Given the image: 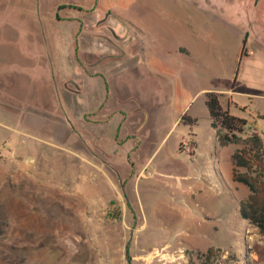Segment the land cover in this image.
<instances>
[{
    "label": "rangeland",
    "instance_id": "1",
    "mask_svg": "<svg viewBox=\"0 0 264 264\" xmlns=\"http://www.w3.org/2000/svg\"><path fill=\"white\" fill-rule=\"evenodd\" d=\"M252 1L125 0L93 13L79 10L89 0H0V264H199L210 246L232 264H264V235L239 214L249 189L232 180L243 144L216 161L205 104L229 90L246 133L264 137V32L247 22L255 10L236 9ZM117 16L147 32L132 26L116 42ZM135 35L148 71L90 66L139 50ZM101 61L106 72L115 60ZM105 75L110 107L147 112L142 133L127 119L116 135L98 130Z\"/></svg>",
    "mask_w": 264,
    "mask_h": 264
},
{
    "label": "trees",
    "instance_id": "2",
    "mask_svg": "<svg viewBox=\"0 0 264 264\" xmlns=\"http://www.w3.org/2000/svg\"><path fill=\"white\" fill-rule=\"evenodd\" d=\"M220 96L221 93L215 91L205 93L210 124L215 128L220 145L243 144V147L237 148L230 157L232 180L246 185L249 189L247 196L240 200L239 214L264 235V137L258 133H246L247 120L223 109ZM195 121L196 118H190V122ZM239 168L245 170L241 171ZM223 254L220 248L210 246L198 254L199 264H232L235 260L234 255L228 253L223 257Z\"/></svg>",
    "mask_w": 264,
    "mask_h": 264
},
{
    "label": "crops",
    "instance_id": "3",
    "mask_svg": "<svg viewBox=\"0 0 264 264\" xmlns=\"http://www.w3.org/2000/svg\"><path fill=\"white\" fill-rule=\"evenodd\" d=\"M115 1V3H119L122 5H125V0H97V4H94L93 0H89V3L88 4H85V5H80L79 6V10L80 11H84V10H88V11H92L93 13L94 12H98L99 10H105V7H108L109 4L113 3ZM96 3V1H95ZM59 4H62V3H59ZM211 5V3H209ZM213 4V3H212ZM264 6V5H263ZM224 8V11H227V10H230L232 9V7H228L226 5L223 6ZM241 7V8H240ZM257 8V9H256ZM236 9H245V11H247V9H250V10H255L252 15L253 17H250V13H247V22L248 24L250 25L251 27V30H253L254 32H257L258 35L261 37V33L260 31H263L264 32V24H262V19H261V9L262 8H259V2L254 0L252 2H241V4H239V7L236 8ZM58 10L60 9H56L54 12L55 14L58 13ZM257 16V17H255ZM124 17V16H123ZM116 21H112L113 23H111V25L113 26V29H112V35H113V38L116 40V42L118 41L119 43L122 42V43H125L129 40V36L130 34L128 33H131L132 29L131 27L132 26H135V28H137L139 30V34H145L147 32L146 28L144 27V25H139V24H136V23H133L132 21H127L126 18L124 17L123 18H119V16H117V18H115ZM261 19V20H260ZM261 21V22H260ZM108 25L110 26V23H108ZM137 26V27H136ZM123 29L124 30V33L123 34H120L118 33V30L119 29ZM128 32V33H127ZM119 34V35H118ZM247 35L249 34H246L244 35V38L246 39L247 38ZM132 36V35H131ZM138 37L139 41H138V45H139V50L137 51H132V50H119V53L118 50L117 51H113V52H110V53H107L105 55H101L98 57L97 61H94L91 63V67L95 68V67H98L100 69V72L103 73V74H108V73H111L115 70H117L118 68H128L127 67V64L128 65H131L129 66L128 69H133L134 68H139V66L141 67V69H146V71H148L145 63H144V57L143 55L141 54V51L143 49V42L141 41L142 38L139 37V35H135ZM186 50L185 47L183 46H179V51H184ZM241 53H242V50H241ZM138 55V56H137ZM137 58L138 57V60H135L133 58ZM101 58L103 59H106V60H115L114 63L112 64H109L107 63L106 64V67H107V70L105 72V70H102L101 67H104V63L101 61ZM132 61V62H131ZM105 62V61H104ZM107 62V61H106ZM80 64V63H79ZM78 66L82 69V71H84L85 69V66L84 65H79ZM133 66V67H132ZM158 67H161L159 65H157ZM157 66L155 65V67L157 68ZM105 75V79H106V84L104 83V85L106 86V90H105V97L103 99H100V102L95 105L94 107V110H93V116H94V119H96L95 121V125H97V128L98 130H100V126L101 125H107L109 126L108 128H112L113 126V131L115 132V135L116 133L118 132V128H119V125L123 122V121H126V119L128 121H134L137 123V126H136V129L137 131H141V133L144 131L143 128H145L146 126V123L147 122V118H148V115H147V112L143 109L141 111V113L138 115L136 113H131V112H126V111H122L120 109H115L110 107L109 106V84L107 82V76ZM96 77V76H94ZM97 77H100V76H97ZM212 91H215L217 93H221L222 96L220 97V104L222 106L223 109H226L230 114L232 115H235V116H238V117H241V118H245L243 117L242 115L238 114V113H235L233 112L232 110V105L233 107H235L236 109L240 107L239 103L235 102V101H232L231 98L228 97V94L230 93L229 90H221V89H213ZM108 101V102H107ZM186 107V106H185ZM243 108L245 109V107L243 106ZM116 114H118L117 117ZM137 116L139 118H137ZM195 117V116H193ZM106 118L107 120L106 121H103V119ZM197 118V117H196ZM246 119V118H245ZM105 120V119H104ZM211 120V119H210ZM214 130V133L215 132V128H213ZM135 138H138L140 139L141 142H139V147L135 149V151L133 152L132 156H133V163H137L139 164V169H143L145 167V165L147 164V161H144V159L141 158V151H142V146H143V138L141 137V135L139 134H136V135H133ZM132 137L131 135V138H134ZM214 150H215V153H216V161L219 162V155H220V150L223 149V148H226L227 146L225 145H219L218 141H217V138H216V135H215V139H214ZM236 182V181H235ZM239 183V182H237Z\"/></svg>",
    "mask_w": 264,
    "mask_h": 264
},
{
    "label": "built area",
    "instance_id": "4",
    "mask_svg": "<svg viewBox=\"0 0 264 264\" xmlns=\"http://www.w3.org/2000/svg\"><path fill=\"white\" fill-rule=\"evenodd\" d=\"M257 133L256 128L254 127H248V134H254ZM185 152L190 153L191 149L187 144H183V149Z\"/></svg>",
    "mask_w": 264,
    "mask_h": 264
},
{
    "label": "flooded vegetation",
    "instance_id": "5",
    "mask_svg": "<svg viewBox=\"0 0 264 264\" xmlns=\"http://www.w3.org/2000/svg\"><path fill=\"white\" fill-rule=\"evenodd\" d=\"M107 16H108V14H106V16L103 17V19H101L100 21L104 22Z\"/></svg>",
    "mask_w": 264,
    "mask_h": 264
}]
</instances>
